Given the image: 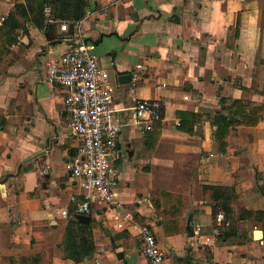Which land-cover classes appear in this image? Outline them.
Returning <instances> with one entry per match:
<instances>
[{
    "label": "crops",
    "instance_id": "obj_1",
    "mask_svg": "<svg viewBox=\"0 0 264 264\" xmlns=\"http://www.w3.org/2000/svg\"><path fill=\"white\" fill-rule=\"evenodd\" d=\"M22 2L0 0V26ZM88 2L72 36L65 23L50 34L28 25L0 63V264H74L57 246L63 213L84 199L68 169L82 140L68 129L67 91L48 81L47 65L81 33L116 89L115 199L137 226L152 227L165 264H264V237L254 236L264 221L244 218L226 238L203 191L233 188L239 208L264 212V114L223 141L211 124L217 112L235 111L234 101L264 104V0ZM145 100L164 105L151 130L133 116ZM91 209L96 252L80 264H149L133 225L118 230L105 207ZM108 232L134 240L112 243Z\"/></svg>",
    "mask_w": 264,
    "mask_h": 264
},
{
    "label": "built area",
    "instance_id": "obj_2",
    "mask_svg": "<svg viewBox=\"0 0 264 264\" xmlns=\"http://www.w3.org/2000/svg\"><path fill=\"white\" fill-rule=\"evenodd\" d=\"M49 13L50 9L47 8ZM83 21V20H82ZM82 21L76 25L80 27ZM67 31L68 26H63ZM48 81L67 91L65 112L68 129L81 138L73 161L68 166L72 176L79 180L85 201L78 205V215L90 216L91 204H98L111 213V220L118 230L133 225L138 232L143 254L149 264H165L166 253L160 247L155 231L149 225L137 226L131 212L115 199L119 172L114 161L119 155V136L123 124L114 108L115 86L107 70L99 65L96 44L78 34L73 51L47 65ZM163 103L159 100L140 101L134 108L133 116L146 130L162 120ZM67 216V212L63 213ZM217 220L222 223L221 212ZM207 264H220L210 261ZM236 264H250L242 260Z\"/></svg>",
    "mask_w": 264,
    "mask_h": 264
},
{
    "label": "trees",
    "instance_id": "obj_3",
    "mask_svg": "<svg viewBox=\"0 0 264 264\" xmlns=\"http://www.w3.org/2000/svg\"><path fill=\"white\" fill-rule=\"evenodd\" d=\"M47 8L50 9L49 13L46 12ZM89 9L88 0H24L22 3H17L0 26V63L11 55L13 46L18 44L20 31L27 33L28 25L42 31L54 23L77 24L85 18ZM231 106L235 108V111L229 115L217 112L211 120L212 126L217 129L215 137L219 141L226 138L232 127L241 125L255 127L263 118L264 104L234 101ZM161 117L163 118V111ZM183 123L181 129H184ZM203 191L204 195L211 199L214 221L216 222L219 213L224 214V220L219 229L226 238L236 236L238 225L244 218L256 217L264 221L263 211L250 212L239 208L238 197L233 188L204 186ZM84 201L85 199H76L73 202V206L67 213L68 221L63 240L57 246L63 259L74 264L86 261L96 252L93 235L94 220L84 223L75 218L78 205ZM108 235L112 243L120 238L134 240L124 232L116 237L109 232Z\"/></svg>",
    "mask_w": 264,
    "mask_h": 264
},
{
    "label": "water",
    "instance_id": "obj_4",
    "mask_svg": "<svg viewBox=\"0 0 264 264\" xmlns=\"http://www.w3.org/2000/svg\"><path fill=\"white\" fill-rule=\"evenodd\" d=\"M68 28H69V35L72 36L73 33H74L75 25L73 23H71V24H69V27ZM53 31H54L53 26H50L48 28V33L49 34L50 33H53ZM60 33L62 34V32H60ZM69 43L72 44L73 42H69ZM128 77H130V76H128ZM130 79H131V77H130ZM76 219L79 220V221H81V222H84V223H90V217L89 216L77 215L76 216ZM254 236H255V239L262 240L263 237H264V233H263V231H257Z\"/></svg>",
    "mask_w": 264,
    "mask_h": 264
}]
</instances>
